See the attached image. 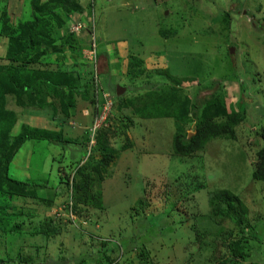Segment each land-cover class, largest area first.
I'll return each mask as SVG.
<instances>
[{"label":"rangeland","instance_id":"rangeland-1","mask_svg":"<svg viewBox=\"0 0 264 264\" xmlns=\"http://www.w3.org/2000/svg\"><path fill=\"white\" fill-rule=\"evenodd\" d=\"M58 1L37 0L53 8L42 19L54 46L39 47L38 61L22 65L21 46L11 39L32 20L30 0H0V67L23 66L29 78L64 73L73 103L65 117L67 92L41 89L42 105L22 93L0 97V132L8 125L1 115H12L0 166L23 129L60 132L66 140H26L9 160L6 175L34 186L35 197L0 181V264H264V184L251 180L264 125V0H63L56 8ZM75 23L82 28L70 33ZM91 45L95 71L80 53ZM8 49L18 61L7 58ZM93 72L97 96L112 102L108 146L116 156L100 184L101 208L74 209L71 180L86 155ZM168 76L180 82V98L202 101L198 116L242 111L234 140L212 139L190 157L174 156V120L142 119L126 106L170 85ZM4 81L0 76V92ZM218 190L246 207L240 224L224 212L211 215L208 197Z\"/></svg>","mask_w":264,"mask_h":264},{"label":"trees","instance_id":"trees-1","mask_svg":"<svg viewBox=\"0 0 264 264\" xmlns=\"http://www.w3.org/2000/svg\"><path fill=\"white\" fill-rule=\"evenodd\" d=\"M29 5L32 16L31 22L23 27L25 30L21 35L11 39V43L16 41L21 46L22 50L19 52V57L21 58V62L23 61L22 65L38 61L40 53H37L36 50H39V47L49 48L54 46L53 41L45 31L46 23L42 19V16L51 13L53 8L48 5L44 9L42 6H38L37 0H30ZM56 5V8H62L66 6V3L60 0ZM79 9L76 4H72L70 7V10L75 12L80 11ZM36 15H39V17H36ZM54 21L60 24V20L55 16ZM3 25H6L4 18ZM6 56L14 62L19 60L17 55L14 56L9 49ZM31 74H33L32 71H26L23 66L19 68L12 66L0 67V76L5 80L4 86L7 88L6 91L0 92V97L9 92L13 94L22 93L38 97V104L42 105V97L40 96L41 99L39 98L41 89L46 88L54 95L58 92H67L68 94L71 91V87L68 84L69 78L64 73L50 75L45 72L44 74L36 75V78H29ZM22 77L24 81H22ZM168 81L171 84L158 92L149 91L140 96L127 99L126 106L133 114L138 115L142 119L170 118L174 120L176 125L171 138V153L174 156L190 157L196 152L202 151L207 142L212 139L234 140V128L243 120L242 111L223 113L218 118H214L209 111L208 114L198 116L202 101L196 100L191 104L187 98H180L178 95L180 82L170 76H168ZM72 106L73 103L70 94H68L65 97V105L62 107L61 113L66 117L67 110ZM1 116L3 122L8 121V125L0 132V148L2 149L7 143V134L12 115L10 113H6V115L3 113ZM187 125H191L188 135L183 134V126ZM257 136L260 145L254 155L251 180L264 184V125L259 127ZM112 137L113 130H110V128H99L94 136V151L98 152V156H90L84 163L76 167L71 180V201L74 209L76 206L92 209L101 208L100 184L103 181L105 170L116 156V151L108 146V139ZM30 139L45 141L53 145L63 144L66 140L61 137L60 132L26 128L22 130L21 134H19L10 147L6 159L0 166V181H3L9 190H14L13 193L34 198L35 194L32 191L34 186L12 180L6 175V167L9 160H11L21 143ZM128 148L125 144L120 147L119 151L123 152ZM208 204L213 217H217L224 212L225 215H232L237 224L241 223L242 218L244 219L247 213L244 204L228 190L212 192L208 197ZM44 230H48L45 225ZM40 232L44 233L43 229ZM235 246L236 243L232 248L235 258L242 257L239 249ZM218 264L224 263L220 262Z\"/></svg>","mask_w":264,"mask_h":264},{"label":"built area","instance_id":"built-area-1","mask_svg":"<svg viewBox=\"0 0 264 264\" xmlns=\"http://www.w3.org/2000/svg\"><path fill=\"white\" fill-rule=\"evenodd\" d=\"M81 28H82V25L80 23H75L74 26H72V28L70 29V33L72 32L73 29L77 31ZM80 53L84 54V57L90 63L91 67L93 68V71H95L97 59L94 53V47L91 45L87 49L81 50ZM95 73L93 72V75L91 78V83L94 84L93 91L95 93V97H93L94 114H93V119L91 121V124L86 128L87 139L85 142L86 147L84 148H87V149H85L86 155H84V159L80 163V165L84 163L90 157V156L88 157L90 151L94 150V147H95L94 136H95L96 131L99 128H108L109 126L108 117L111 111L112 102L110 101V99L107 98L106 94H100V98L97 96L100 93L99 92L100 88L98 86L99 78H97V75ZM67 207L69 211V217L70 219H72L73 216L71 214V204L68 203Z\"/></svg>","mask_w":264,"mask_h":264},{"label":"water","instance_id":"water-1","mask_svg":"<svg viewBox=\"0 0 264 264\" xmlns=\"http://www.w3.org/2000/svg\"><path fill=\"white\" fill-rule=\"evenodd\" d=\"M228 52H229V53H232L233 51H232V49L230 48V49H228ZM120 92H121V89L116 88V94H119Z\"/></svg>","mask_w":264,"mask_h":264}]
</instances>
